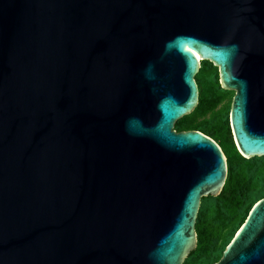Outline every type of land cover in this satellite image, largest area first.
Wrapping results in <instances>:
<instances>
[{
	"label": "water",
	"instance_id": "95a60500",
	"mask_svg": "<svg viewBox=\"0 0 264 264\" xmlns=\"http://www.w3.org/2000/svg\"><path fill=\"white\" fill-rule=\"evenodd\" d=\"M198 57L264 157V0H0V264H184L228 176L174 130ZM215 264H264V198Z\"/></svg>",
	"mask_w": 264,
	"mask_h": 264
},
{
	"label": "trees",
	"instance_id": "16d2710c",
	"mask_svg": "<svg viewBox=\"0 0 264 264\" xmlns=\"http://www.w3.org/2000/svg\"><path fill=\"white\" fill-rule=\"evenodd\" d=\"M206 64V62L201 63V69L197 76L204 79L202 80L204 90L209 92L207 95L203 92L199 94V103L201 106L203 103L208 105L211 115L218 117L221 121L225 119V122L218 129H216L217 127H207L199 120L203 114L200 112L201 107H198L196 110L199 109V111L196 115L195 110L193 115L182 118L175 126L178 131L196 130L213 139L226 156L228 177L219 196L205 198L204 205H202L204 198L202 199L196 222L197 247L184 264H215L218 262L220 260L218 253L222 247L221 242L227 239L229 244L234 238V234L245 223L249 215L247 214V205L254 198H264V164L261 167L251 165L245 170L246 177L243 178L241 164L246 159L240 155L234 144L227 113L221 109L214 111L226 99L218 97V93L222 90L218 76L213 80L212 72L206 68ZM197 86L200 92L198 82ZM233 166H237L234 172L231 171ZM255 176H259L258 186L253 185ZM228 244L224 246L222 251L226 249Z\"/></svg>",
	"mask_w": 264,
	"mask_h": 264
},
{
	"label": "rangeland",
	"instance_id": "374dc122",
	"mask_svg": "<svg viewBox=\"0 0 264 264\" xmlns=\"http://www.w3.org/2000/svg\"><path fill=\"white\" fill-rule=\"evenodd\" d=\"M202 63V62H201ZM207 64H206V68H208L211 72H212V78H213V80H215V78L218 76V74H217V68L215 69V67H213L211 64L209 65V63L208 62H206ZM196 80H197V82H198V84H199V89H200V92H199V94H201V92H203V93H205L206 95L208 94V90H204V86H203V84H202V80H204V79H202V78H200L199 76H197V78H196ZM233 93L234 92H230V91H224V90H221L219 93H218V97H221V98H225L226 100L225 101H223L221 104H219L218 105V107L216 108V109H214V111L216 112V111H219L220 109L221 110H224L226 113H227V118H228V120H229V110H230V102H231V97L233 96ZM199 97H200V95H199ZM198 107H201L200 108V112H201V114H203L202 116H200V121H202L207 127H217L216 129H218L219 127H221L223 124H224V122H225V119H222V121L221 120H219V118L218 117H216V116H212L211 115V111H210V108H209V106L208 105H206V104H204L203 103V106H201V103H199V105L197 106V108ZM196 108V109H197ZM198 111H199V109L198 110H196V112H195V115L198 113ZM213 111V112H214ZM194 113H192L191 115H193ZM190 116V115H189ZM174 129L176 130V126L174 127ZM264 164V157H262V158H253V159H251V160H246V161H244L242 164H241V169H242V171H241V173L243 174V178H245L246 177V169L247 168H249L251 165H253V166H258V167H261V165H263ZM237 169V166H233L232 167V169H231V171H235ZM263 169H264V165H263ZM228 177V176H227ZM258 178H259V176H255V178H254V180H253V185H256V186H258L259 184H258ZM260 198H254L248 205H247V207H246V209H247V214H249L250 212L249 211H251V209L253 208V206H254V204L259 200ZM205 204V198H204V200L202 201V205H204ZM238 232V231H237ZM237 233H235L234 234V236L236 235ZM228 241H227V239H224L222 242H221V244L220 245H222V247L220 248V250H219V253H218V258L219 259H221V257H222V254H223V252L224 251H222L223 250V248H224V246H226L228 243H227Z\"/></svg>",
	"mask_w": 264,
	"mask_h": 264
},
{
	"label": "flooded vegetation",
	"instance_id": "af4514ba",
	"mask_svg": "<svg viewBox=\"0 0 264 264\" xmlns=\"http://www.w3.org/2000/svg\"><path fill=\"white\" fill-rule=\"evenodd\" d=\"M217 74H218V69H217ZM218 82H219V75H218ZM233 96H234V93H233ZM233 96L231 97L230 108H231V103H232ZM229 112H230V110H229ZM176 131L177 132H182V131H178V130H176ZM187 131H189V130H187Z\"/></svg>",
	"mask_w": 264,
	"mask_h": 264
},
{
	"label": "built area",
	"instance_id": "2783aa9c",
	"mask_svg": "<svg viewBox=\"0 0 264 264\" xmlns=\"http://www.w3.org/2000/svg\"><path fill=\"white\" fill-rule=\"evenodd\" d=\"M200 66H201V60H199Z\"/></svg>",
	"mask_w": 264,
	"mask_h": 264
},
{
	"label": "bare ground",
	"instance_id": "6f19581e",
	"mask_svg": "<svg viewBox=\"0 0 264 264\" xmlns=\"http://www.w3.org/2000/svg\"><path fill=\"white\" fill-rule=\"evenodd\" d=\"M198 60H201V58L198 57ZM201 67V66H200Z\"/></svg>",
	"mask_w": 264,
	"mask_h": 264
}]
</instances>
